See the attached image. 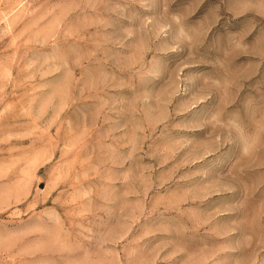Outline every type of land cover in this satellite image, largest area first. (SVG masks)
<instances>
[{"label":"rangeland","instance_id":"rangeland-1","mask_svg":"<svg viewBox=\"0 0 264 264\" xmlns=\"http://www.w3.org/2000/svg\"><path fill=\"white\" fill-rule=\"evenodd\" d=\"M0 264H264V0H0Z\"/></svg>","mask_w":264,"mask_h":264}]
</instances>
